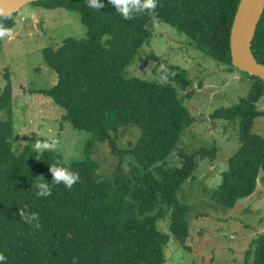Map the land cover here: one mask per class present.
I'll list each match as a JSON object with an SVG mask.
<instances>
[{
	"label": "trees",
	"instance_id": "16d2710c",
	"mask_svg": "<svg viewBox=\"0 0 264 264\" xmlns=\"http://www.w3.org/2000/svg\"><path fill=\"white\" fill-rule=\"evenodd\" d=\"M100 2L104 5L100 9L89 8L86 0L29 3L80 15L84 38H67L58 48L42 50L44 62L59 80L37 93L51 98L64 111L65 121L92 138L79 161H65L56 151H46L36 160L37 153L29 145L13 155L11 85L5 72L6 84L0 90V112L5 116L0 120V253L7 257L5 264H73V258L77 264H164L170 237L160 231L158 222L167 216L173 238L182 246L188 238V207L177 194L193 179L195 158L212 161L217 147L199 148L192 154L179 149L182 133L192 123L179 95L191 87L187 71L151 53L148 60L166 65L171 72L165 82L125 75L155 29L145 31L147 14L124 20L108 0ZM239 2L158 0L156 13L159 24L184 35L195 50L239 71L230 65L229 55V32ZM15 16L0 17V22L12 29ZM253 51L264 65V14ZM240 73L252 81L249 95L238 105L209 115L237 126L238 131L239 147L209 195V201L222 210L252 197L264 172V138L253 132L255 119L264 116L257 109L264 83ZM191 95L184 97L189 100ZM129 126L137 128L139 136L134 144L120 149L114 134ZM96 141L107 142L119 158L109 175L99 174V164L91 158ZM57 163L78 173L79 181L71 190L53 185L50 196L38 197L35 184L50 183L49 168ZM22 209L39 215V228L20 219ZM252 256L254 264H264V232L253 241L246 260Z\"/></svg>",
	"mask_w": 264,
	"mask_h": 264
},
{
	"label": "rangeland",
	"instance_id": "374dc122",
	"mask_svg": "<svg viewBox=\"0 0 264 264\" xmlns=\"http://www.w3.org/2000/svg\"><path fill=\"white\" fill-rule=\"evenodd\" d=\"M13 37L0 40V90L6 84L5 72L11 85V153L18 155L24 146L34 149L36 140L56 138L55 150L65 161L84 158V148L92 135L74 129L63 119L64 111L53 100L38 94L58 83V74L43 60L42 50L58 48L67 38L82 39L86 28L78 13L64 10H45L27 4L14 18ZM154 53L167 64L186 70L191 87L179 91L192 123L184 129L179 149L192 154L199 148L217 147L215 158H195L197 169L193 179L186 181L177 194L180 203L188 207V238L180 245L169 231L170 220L158 222L160 231L170 240L165 248L164 264H254L246 252L253 241L264 232V172L260 173L252 197L240 200L231 210H222L209 201V195L221 181L228 158L239 147L237 126L209 115L227 109L246 98L252 81L239 71L219 64L195 50L189 39L164 23L138 50L125 75L146 81L165 82L160 66L147 56ZM191 92V97L184 95ZM257 109L264 113V97ZM5 116L0 112V120ZM253 132L264 138V116L254 121ZM139 131L133 126L121 128L114 134L117 146L125 149L134 144ZM176 155V154H175ZM91 158L99 164V174L114 172L119 158L111 153L107 142L93 144ZM177 160V156H174ZM128 168V160L124 169Z\"/></svg>",
	"mask_w": 264,
	"mask_h": 264
},
{
	"label": "clouds",
	"instance_id": "9594fccd",
	"mask_svg": "<svg viewBox=\"0 0 264 264\" xmlns=\"http://www.w3.org/2000/svg\"><path fill=\"white\" fill-rule=\"evenodd\" d=\"M109 4L113 6L117 13L121 15L124 20L131 21L134 18L147 14L148 21L144 24L145 31H152L159 27V19L156 13L158 7V0H108ZM86 4L89 8L100 9L104 5L100 0H86ZM0 16L4 19L9 18L8 15L3 14L0 10ZM8 37H13V31L11 28H6L2 22H0V40ZM162 73L161 79L167 80L171 74L166 65L160 66ZM60 141L56 138L47 139L44 141L36 140L34 143V151L37 153L36 160H40V156L46 151H55L59 146ZM52 178L51 182L39 181L35 184L37 189L36 195L41 198H46L52 194V186L63 184L67 189L71 190L74 184L79 181V174L73 172L68 167L51 165L49 168ZM20 219L36 228L40 227L39 215L35 212H29L26 209L19 211ZM7 257L0 253V264H5ZM73 264H77L76 258H73Z\"/></svg>",
	"mask_w": 264,
	"mask_h": 264
},
{
	"label": "water",
	"instance_id": "95a60500",
	"mask_svg": "<svg viewBox=\"0 0 264 264\" xmlns=\"http://www.w3.org/2000/svg\"><path fill=\"white\" fill-rule=\"evenodd\" d=\"M38 1L44 0H0V10L10 16L27 4ZM263 14L264 0H240L229 32V55L234 69L257 77L264 83V65L256 60L253 51L255 34Z\"/></svg>",
	"mask_w": 264,
	"mask_h": 264
}]
</instances>
